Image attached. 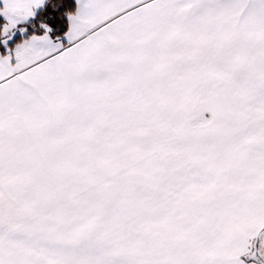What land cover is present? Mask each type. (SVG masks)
<instances>
[{
    "label": "snow or ice",
    "instance_id": "obj_1",
    "mask_svg": "<svg viewBox=\"0 0 264 264\" xmlns=\"http://www.w3.org/2000/svg\"><path fill=\"white\" fill-rule=\"evenodd\" d=\"M0 264H264V0H0Z\"/></svg>",
    "mask_w": 264,
    "mask_h": 264
}]
</instances>
